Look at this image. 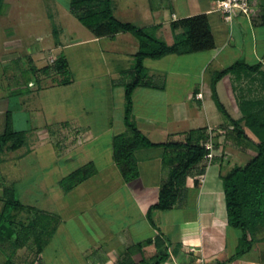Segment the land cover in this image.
<instances>
[{
  "label": "crops",
  "instance_id": "obj_1",
  "mask_svg": "<svg viewBox=\"0 0 264 264\" xmlns=\"http://www.w3.org/2000/svg\"><path fill=\"white\" fill-rule=\"evenodd\" d=\"M72 1L70 0L69 4ZM215 1L113 0L114 13L117 18L124 22H131L138 27L160 25L157 30L159 37L165 30L169 28L173 30L171 23L174 20L202 13L209 15L215 36L216 47L213 49L164 56L184 58L185 66L181 71L155 70L147 65L148 60L153 58L145 60L148 79L152 83L150 85L141 84L135 89L133 114L140 130L153 141L155 140L151 136L157 135L160 131L167 132V134L172 132L182 137L183 133L190 129L180 128V124L187 122L190 116L195 118V122H199L200 114L198 113L204 110L206 114L207 110L213 107L212 87L196 85L188 88L184 96L173 97V93L178 94V89L173 90L176 87L168 84L169 75H171L170 82H172L174 75L189 76L192 68L196 69V76H203L210 69L214 74L242 59L249 64L261 63V71L254 74H243L240 77L234 74L223 77L217 84L221 99L224 100L223 94H226L232 101V97L235 98L239 91L243 92L241 96L245 95L244 90H249V93L255 90L257 93L261 90L264 92V24L261 22L264 0H251L253 10L257 13L253 21L251 17L239 12L234 15L232 21L226 20L224 14L216 9ZM181 31L179 29L176 32ZM68 39L70 47L91 43L103 45L101 49L105 69L102 74L109 77V86L106 91L111 95V102L110 105H95L96 103L86 102L82 103L80 108L72 104L70 114L61 116L59 123L67 124L73 133L71 132L64 140L62 150H59L68 152L70 158L73 157L75 149L89 150L84 164L93 162L98 171L74 189L66 191L61 187V192L55 194L54 210L49 212L59 217V223L44 250L38 254L35 264H49V260L52 259H48L51 257L46 256V251L52 244H54V264L55 261L61 263L66 260L67 255L71 260L72 253L75 251L82 259L70 264H119L123 260L136 264L141 262L150 264L154 261L158 249L154 242H146L149 239L154 240L160 232L167 245L176 244L174 247H169L171 258L165 262L169 263L173 260L177 264H217L219 258L226 256L228 248V237L224 231L228 223V214L221 172L224 162L218 158L220 154L216 153L212 159L206 158L193 169L173 208L155 210L157 213L166 212L168 215L175 209L188 210L191 198H193L195 199V215L185 217L182 221H173L169 217L162 221L163 226L155 220L157 227L154 226L147 214L154 203L144 205L140 196L142 191L139 190L149 188L147 186L149 182L145 179V168L146 170L157 169L158 173L163 170L165 163H163L161 154L164 151L159 152L162 147L138 149L136 154L139 158L141 174L137 180H141L136 183L138 184L136 186L135 180L126 181L114 159V137L125 130L114 128L115 122L110 110L115 103L113 98L115 88L122 87L125 91L124 87L132 80L126 73L132 69L135 62V55L140 45L139 40L131 32H118L115 36L99 37L91 30L88 37H68ZM172 40L170 43L174 42ZM55 46L57 49L65 46L60 37L55 41ZM67 59L71 69V59ZM72 78L69 84L64 85L73 84L75 79L73 76ZM55 85L57 83L46 86V88ZM96 85L91 83L88 90H94ZM247 85H250L249 88ZM245 86L247 88L244 89ZM154 93L158 94L157 99ZM154 101L158 103L161 101V107L165 109L164 118L143 114L140 111L141 106L147 108L154 106ZM196 109L197 112L194 111ZM6 112H9L8 109ZM40 119H42L41 111H32L31 123L37 126L40 124L38 123ZM206 121V124L197 125L196 128L207 126L215 145L216 141H221L217 129L220 123L213 122L208 116ZM121 123L125 125V113L122 115ZM106 137L108 141L105 140ZM27 144L28 137L23 146ZM33 146L34 144L23 155L31 152ZM54 153L57 154V151L54 150ZM170 163L172 168L175 164L173 157ZM59 181L60 179L58 183ZM234 262L240 264L238 259ZM247 262L244 260L243 264Z\"/></svg>",
  "mask_w": 264,
  "mask_h": 264
},
{
  "label": "rangeland",
  "instance_id": "obj_2",
  "mask_svg": "<svg viewBox=\"0 0 264 264\" xmlns=\"http://www.w3.org/2000/svg\"><path fill=\"white\" fill-rule=\"evenodd\" d=\"M69 2L70 0H3V13L0 15V135L5 133L9 118L13 129L26 130L28 137V144L22 148L16 151L6 149L0 153V196L5 195V189H8L9 195L14 194L22 203L34 206L40 216L44 213L49 214L50 210H54V196L57 192H61L62 187L58 183V179H62V177L82 166L85 159L88 158L89 150L75 149L72 158L68 157V152L59 150H62L64 140L72 132L67 124L59 123L61 116L70 114L72 104L80 108L82 107L81 104L86 102L96 103L95 105H110L111 102V95L106 91L109 86V77L102 74L105 69L101 49L103 45L95 43L79 47H70L69 45L68 37H88L90 32L71 12ZM59 37L65 46L57 49L55 41ZM160 37L170 43L172 39L175 41V32L169 28ZM62 55L71 59V72H73L71 75L75 79L71 85H61L58 82L59 79L64 78L62 74L53 72L47 76L36 71L42 66H50L51 70L54 71L56 64L51 59ZM184 60L182 57L149 59L147 65L155 70L168 71L173 69L181 71L185 66ZM96 74L98 75L96 76ZM169 76L168 84H173L176 87L173 90L178 89V94L173 93V97L184 96L188 88H193L196 85L211 87L213 78L211 69L207 70L203 76H196L195 68L191 69V73L187 77L174 75L172 82H170L171 75ZM56 83L57 85L54 87L46 88V86ZM91 83L97 85L94 90L90 91L88 88H90ZM250 85H247L248 88ZM248 91L244 90L245 97L248 99L264 96L262 90L259 93L256 90L250 93ZM242 93V91L237 92V96L232 97V101L226 94H223V101L235 119L242 116L239 106ZM153 95L156 99L158 98V94L154 93ZM113 98L115 103L110 110L115 122L114 128H122L123 131H126V124L121 123L126 104L125 91L122 87L115 88ZM159 102L154 101L155 105L148 108L141 106L140 111L143 114L164 118L165 109L161 107V101ZM212 104L213 107L209 108L206 114L204 110L198 113L200 114L199 122H195V118L190 116L187 122L180 124V128L193 129L197 125L206 124L207 116L213 122L220 123L217 129L221 141L219 145H214V148L217 151L215 153L220 154L218 158L224 162L221 172L226 174L233 166L244 165L256 155V143L259 140L247 127H245V136L239 137L232 130L233 125L218 109L214 99ZM7 109L9 112H6ZM34 110H40L42 113V119L38 120L40 124L37 126L30 121ZM194 111L197 112V109ZM191 114L194 113L191 112ZM133 118L136 121L134 114ZM171 133L167 134V132L160 131L151 137L155 141L161 142L185 139V135L181 137V135L177 136ZM107 139L106 137L105 140L108 141ZM32 144H34L33 149L35 150L26 152L24 156V152L32 147ZM54 150L57 151V154L54 153ZM162 150L164 151L163 148L157 151L163 153ZM91 151L93 152V150ZM164 154H161L162 157ZM166 156V160L169 157L168 164L165 163V168L163 167L159 173L157 169L149 168L146 170L145 168V179L149 182L147 185L149 188L139 190L142 191L140 196L144 205L145 203L150 205L159 200L161 185L171 176L170 160L173 155L169 153ZM137 178L133 179L135 186L141 180H137ZM191 199L188 210L175 209L169 215L166 212L157 213L155 211L153 213L155 220L160 226H163L162 221L169 219V217L173 221H182L185 217H193L196 213L195 199ZM3 206L4 201L0 200V210L3 209ZM33 216H35L34 212L28 210L16 213V219L19 222L28 223ZM224 231L228 237L226 254L228 256L235 251L241 232L228 223L225 225ZM263 234L264 230L260 232V235ZM53 246L54 244L50 245L46 251V256L51 257L48 259H52L49 260V264H54ZM174 246H176L175 243ZM36 250L33 237L25 248H15L10 240L0 241V264H5L8 259L14 260L17 264H35L38 258ZM72 254L71 260L67 255L66 260L61 261V263L55 261V264H70L81 261L82 257L79 253L75 251ZM223 259L224 256L221 260L223 261ZM244 260H247L248 264H264V242L255 244L251 252L238 259L240 264H243ZM167 264L177 263L171 260ZM233 264L238 263L234 262Z\"/></svg>",
  "mask_w": 264,
  "mask_h": 264
},
{
  "label": "trees",
  "instance_id": "obj_3",
  "mask_svg": "<svg viewBox=\"0 0 264 264\" xmlns=\"http://www.w3.org/2000/svg\"><path fill=\"white\" fill-rule=\"evenodd\" d=\"M69 9L96 36H115L118 32H131L139 40L140 45L135 55L134 67L126 73L132 79L125 86V124L127 129L114 137V159L123 178L126 181H131L141 174L139 158L136 154L138 149L162 147L166 155L172 153L175 164L172 167L171 176L162 184L159 200L151 205L147 213L151 223L157 227L153 216L154 211L169 210L177 204L188 176L197 165L207 158L211 151L206 146L211 134L209 128L204 126L184 132L185 139L183 140L155 142L140 130L133 118V95L139 85L152 83L148 79L145 66L147 58L159 59L168 54H188L216 47L209 15L202 13L174 20L171 26L175 32V41L170 44L157 35L160 25L138 27L131 22H124L117 18L114 13L113 0H73L69 4ZM2 13L3 0H0V15ZM256 14L253 10L250 15L252 21ZM261 22L264 24V11L261 15ZM179 29L182 31L177 33L176 31ZM53 62L56 64L54 71L50 66L37 68L36 71L47 76L53 72L62 74L64 78L59 79L58 82L63 85L69 84L72 81V72L67 57L62 55ZM259 71H261V63L249 64L240 59L230 66L216 71L212 78V97L218 109L233 125L232 130L239 137H244L245 127H247L259 140L256 143V155L246 164L235 165L228 173L222 174L228 224L240 230L241 233L235 252L230 256H224L223 261L221 260L222 256L221 259H218L217 264H232L235 260L251 252L255 244L264 242V234L260 235V232L264 230V96L249 99L245 97L246 95L241 96L239 106L242 116L235 119L217 89L218 82L228 74L240 77L243 74H254ZM26 141L27 132L13 129L12 122L8 118L6 131L0 135V153L6 149L18 150ZM216 145H219L218 141H216ZM165 154L163 163L167 164L169 157L166 160ZM97 171V166L93 162H89L62 177L59 183L64 190L70 191L95 175ZM9 193L8 189H5V195L0 196V200L4 201L3 209L0 210V241L10 240L15 248H23L33 237L37 247L36 252L40 254L52 237L59 223V217L51 213H44L40 216L34 206L22 203L16 195H9ZM23 210L34 212L35 216L28 223L19 222L16 219V213ZM152 242L155 243L158 252L150 264H163L171 258L169 247L173 244L167 245L161 232L154 240L149 239L146 243ZM5 264L17 263L8 259ZM119 264L136 263L123 260Z\"/></svg>",
  "mask_w": 264,
  "mask_h": 264
},
{
  "label": "built area",
  "instance_id": "obj_4",
  "mask_svg": "<svg viewBox=\"0 0 264 264\" xmlns=\"http://www.w3.org/2000/svg\"><path fill=\"white\" fill-rule=\"evenodd\" d=\"M215 3L216 9L222 12L225 16V19L229 21H232L234 15L238 12L248 17H250L251 13L253 12L251 0H216ZM54 60L55 59H52V62ZM199 96L201 95L199 94ZM206 146L211 150L207 155V158L212 159L216 154L212 137L206 142Z\"/></svg>",
  "mask_w": 264,
  "mask_h": 264
}]
</instances>
